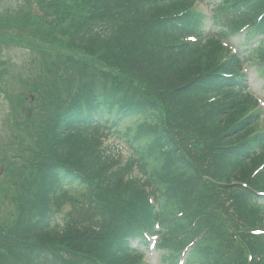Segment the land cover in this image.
Wrapping results in <instances>:
<instances>
[{
  "label": "trees",
  "instance_id": "obj_1",
  "mask_svg": "<svg viewBox=\"0 0 264 264\" xmlns=\"http://www.w3.org/2000/svg\"><path fill=\"white\" fill-rule=\"evenodd\" d=\"M202 1L41 0L39 20L0 16L21 32L0 43L33 24L24 43L43 58L8 120L0 192L15 216L0 222V264H144L155 235L166 264H264V130L245 60L221 44L264 38V0H207L210 21ZM219 13L230 25L206 34ZM104 132L131 157L109 153Z\"/></svg>",
  "mask_w": 264,
  "mask_h": 264
},
{
  "label": "rangeland",
  "instance_id": "obj_2",
  "mask_svg": "<svg viewBox=\"0 0 264 264\" xmlns=\"http://www.w3.org/2000/svg\"><path fill=\"white\" fill-rule=\"evenodd\" d=\"M40 1L41 0H0V16L3 15L5 18L11 17V20L13 18L14 20H39L37 18H41L44 15ZM42 1L46 3L50 0ZM34 28L35 26L33 24L25 27V34L21 37L25 38L27 35L26 33ZM207 30H210V28L207 27ZM12 32L21 34V32L17 31L12 25L7 26L4 24V28L0 29V34L4 35V37L12 36ZM24 38L21 39L22 42L20 44L17 42L14 43L13 40L8 41L7 39L4 40L6 42L2 41L0 43V78H3L2 80L4 81L2 84V80L0 81V150L2 145L5 147V150L0 153V185L4 182L3 178L7 176L6 173L10 170V166H8L7 163L12 156L14 157L12 152L14 153V149H16L14 148L15 146L12 147L9 145L10 143L6 141L11 139L13 132L7 126L8 120H10L9 118H12L16 112L19 113L20 111L16 108L17 102L14 101L18 100L19 97L24 94L23 87L25 81L36 78L40 69H43V58L36 52H33L29 46L24 43ZM247 73L250 76L251 93L262 102V105H264L263 79L255 68H247ZM26 104L27 102H24L22 106H25ZM115 140L114 138H111L109 144H118ZM118 146L124 148V145L122 144H119ZM12 163L11 168L13 170L8 174L7 180H10V184H15L17 182L20 183L22 178L18 175L21 173V166L23 165H14V163H16L15 159H13ZM16 169L19 170L16 171ZM10 198V193L1 194L0 192V222L4 224H6V222H13L15 216V205L11 202ZM69 210L70 207L66 205L64 207V212ZM64 212L62 211V215ZM149 260L152 264H162L157 255L149 258Z\"/></svg>",
  "mask_w": 264,
  "mask_h": 264
}]
</instances>
